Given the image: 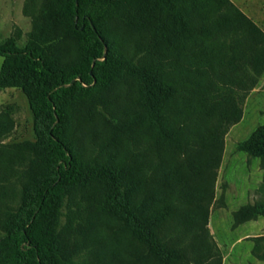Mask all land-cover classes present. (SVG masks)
<instances>
[{"label":"trees","instance_id":"16d2710c","mask_svg":"<svg viewBox=\"0 0 264 264\" xmlns=\"http://www.w3.org/2000/svg\"><path fill=\"white\" fill-rule=\"evenodd\" d=\"M113 20L132 31L130 47L111 41ZM229 30L246 32L250 41L230 59L229 51L237 48L220 41ZM196 44L202 46L196 50ZM262 50L263 32L230 0H47L35 6L27 44L0 42V90L22 89L36 135L35 141L14 144L8 163L0 165V187L18 184L21 189L18 205L0 219V264H98L70 224L62 226L63 209L78 193L88 207L108 211L136 231L152 252L175 258L181 244L172 243L162 226L180 217L179 207L192 190L201 217L189 212L186 233L204 236L206 222L199 221L208 213L209 204L202 202L209 201V178L189 189L176 173L142 171L137 135L152 130L158 144L174 148L172 160L179 151L203 148L200 154L193 149L189 158L198 154L199 171L212 174L224 124L241 117L233 96L218 99L216 80L230 89L242 78L243 64L260 75ZM119 81L133 86L128 109L122 111L110 93ZM181 91L191 103L182 128L169 113L178 111ZM98 117H103L102 133L84 141L81 128ZM239 148L259 157L264 167V125ZM151 184L159 194L148 192ZM5 194L1 191L0 206ZM261 209L262 204L243 206L235 218L244 222ZM206 240L202 237L203 260L215 252ZM192 247L197 251V243Z\"/></svg>","mask_w":264,"mask_h":264},{"label":"rangeland","instance_id":"374dc122","mask_svg":"<svg viewBox=\"0 0 264 264\" xmlns=\"http://www.w3.org/2000/svg\"><path fill=\"white\" fill-rule=\"evenodd\" d=\"M45 1L47 0H0V42H11L18 47H24L33 30L34 8ZM230 2L264 34V0H230ZM220 38L221 42L227 41V47L230 49L237 48L235 51L228 49L229 59L233 54L241 53L239 52L242 51L241 47L249 41L246 32L239 30H229L226 36ZM110 39L114 45L128 48L131 44L132 31L113 20L110 22ZM199 46L202 45L196 44L193 48L198 50ZM213 47L215 48L216 45L214 44ZM247 53L251 54L247 51L245 55ZM262 53L264 55V50ZM2 62L3 57L0 56V69ZM184 62L187 64V60ZM239 62L243 64L245 60ZM189 63L194 61L190 60ZM242 72V78L230 84V89L225 87L226 84L222 79L216 80L215 83V94L220 95L218 99L223 100L230 95L233 96L234 102L241 111V117L224 124L223 144L218 154L219 164H214L212 174L206 175L199 171L202 168L198 154L203 148L179 151L177 160H172L170 156L174 154V148L164 143L158 144L152 130H140L137 135L140 150L136 160L142 171L145 168H153L152 173L157 176L165 170L176 173L189 189L198 187L201 183L204 185L203 180L209 178L211 185L207 184L210 188L209 201L202 202L205 205L209 204L208 213L203 218V222L199 221L202 225L206 222L204 236L202 231L194 236L186 233L184 220L189 212L194 211L201 217L200 210L198 206L196 207L198 196L192 193V190L189 191L191 196L188 200H184V205L179 207L180 217L177 220H168L162 226L164 235L169 237L172 243L176 241L181 244L180 252L175 258L152 252L136 231L123 225L120 219L110 212L88 207V201L78 193L74 202L68 203L63 209L62 226L67 227L70 224L74 237L91 251L90 256L96 263L264 264V210H259L260 214L241 223L235 218V213L243 206L264 205V167L261 159L239 148L240 144L259 126L264 125V69L260 75H256L251 64H243ZM252 77L256 79L255 84L252 83ZM135 83L136 80L133 79L131 84ZM132 85L119 81L111 88L110 93L116 95L119 103L118 110L128 109V95L132 93ZM181 94L180 102L177 104L178 111H169V113L172 122L182 128L191 103L187 97L183 98V95H188L187 91ZM106 116L110 115L106 114ZM103 125V117L88 122L80 130L82 139L86 141L94 132L102 133ZM35 140L33 113L27 96L18 87L1 89L0 165L4 166L8 163L14 144ZM126 145L127 141L124 142L123 148ZM193 149L198 153L194 159L189 158ZM166 158L168 161L163 163ZM156 188L155 184H151L148 192L159 194V189ZM1 191L6 193V199L0 206V219L4 220L8 210L18 205L21 189L15 184L0 187V194ZM142 196L141 194L140 197ZM190 202L194 205L190 206ZM199 207L202 209L203 205ZM202 237H205L206 243L215 249L214 253H206L205 261L202 259V253L205 251L201 244ZM192 242L197 243V251H194L196 247L190 248ZM193 252L197 253L192 254Z\"/></svg>","mask_w":264,"mask_h":264},{"label":"crops","instance_id":"0c3cea01","mask_svg":"<svg viewBox=\"0 0 264 264\" xmlns=\"http://www.w3.org/2000/svg\"><path fill=\"white\" fill-rule=\"evenodd\" d=\"M3 60H4V58H3ZM3 63V62H2ZM2 66V65H1Z\"/></svg>","mask_w":264,"mask_h":264}]
</instances>
